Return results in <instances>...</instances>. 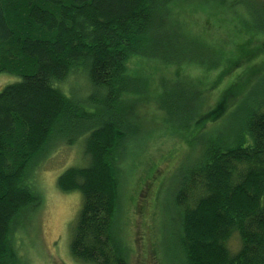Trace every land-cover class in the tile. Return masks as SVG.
Returning <instances> with one entry per match:
<instances>
[{
  "label": "trees",
  "instance_id": "trees-1",
  "mask_svg": "<svg viewBox=\"0 0 264 264\" xmlns=\"http://www.w3.org/2000/svg\"><path fill=\"white\" fill-rule=\"evenodd\" d=\"M229 24L237 47L254 39L264 63V0H0V74L20 77L0 90V264H24L13 225L39 207L28 167L60 124L79 138L68 145L83 139L87 164L57 179L61 192L81 195L70 254L83 264H128L119 199L134 147L149 135L126 127L142 104L165 115L166 131L184 136L195 155L172 172L176 250L159 253L158 264H264V68L231 101L232 126L202 134L211 112L198 119L210 74H220L221 98L253 66L221 69L232 51H212L208 38ZM149 63L173 68L175 86L161 78L151 87L142 73ZM72 78L81 85L64 90Z\"/></svg>",
  "mask_w": 264,
  "mask_h": 264
},
{
  "label": "rangeland",
  "instance_id": "rangeland-1",
  "mask_svg": "<svg viewBox=\"0 0 264 264\" xmlns=\"http://www.w3.org/2000/svg\"><path fill=\"white\" fill-rule=\"evenodd\" d=\"M195 18L201 17L196 15ZM204 26L207 28L206 25ZM210 30H214V28H210ZM216 30L217 33L211 34V39L208 38L212 43L210 45L213 48L212 51L221 49L224 53L229 54L234 50L233 54L231 52L227 59L223 60L221 69L230 68L231 64L236 61L240 62L239 66H243L249 64L250 60L253 66L240 80L236 81L235 79L236 82L224 92L221 98L220 94L224 90V86L217 84L220 79L218 78L219 72H213L208 76L206 88L211 87L212 94L199 107L200 114L205 115L198 119L202 121V118L209 112L211 114L209 115L210 119L204 120V124H201L202 134L212 131L215 133L223 128L221 126L228 127L234 124L231 117L226 116V113L231 110L232 106L230 107V105L233 103L231 101L234 98H239L238 96L244 93L256 78V74L264 68V63L257 56L255 48L258 43L254 39H245L237 47L236 32L232 24L221 28V30ZM250 53L252 56L248 57ZM152 65L149 63L141 66L142 73L151 78V87L158 85L161 78L167 79L172 86L175 84L173 68L161 69L162 66L156 64L160 69L158 66H154V71ZM202 74V71L198 70L197 73H191L190 76L199 77ZM75 80L69 79L63 85V89L67 90L69 85L75 90L79 88L78 84L81 85V80L79 82ZM18 81H20L19 76L2 73L0 74V90ZM82 84L84 85L83 82ZM177 93L175 92L174 96ZM66 94L71 96L69 91ZM154 96L152 92L147 94L150 101L154 99ZM141 101L139 102L141 103ZM141 108L139 119L137 118L136 121L135 118H129L127 123L130 126L126 125V127H142L143 131L139 137L146 135L145 132L149 135L142 143L134 147L133 155L135 157L128 161L125 177L121 181L120 224L123 228L124 240L129 247L128 264H158L159 253L161 257L168 255L172 258V253L175 254L176 250L177 225L172 207L176 174L173 176L172 172L180 164L184 165L188 157L191 158L195 155L185 144L184 136L166 131L162 124L163 121H161V117L165 115L155 113L152 106L146 108L145 104H142ZM168 118L172 124L177 121V116L174 113H170ZM154 125H160L159 130L154 129L152 127ZM64 129L66 130L64 125L60 124L59 133L55 135V139L32 159L28 167L29 176L32 177V186L41 201L38 208L20 213L13 225L12 234L15 246L24 264H83L71 256L69 248L72 229L81 208V195L78 192H61L57 187V179L65 170L83 168L87 164L83 157V147L81 150V140L83 139L78 141V144H73L77 138L75 130L65 133ZM154 130L156 132L151 135ZM66 139H73L72 147L67 144ZM62 142L65 145L60 144ZM152 169L156 171L164 169V171L154 179L158 172L152 173ZM153 179L154 186L152 185ZM236 244L237 242L232 240L231 246L235 247Z\"/></svg>",
  "mask_w": 264,
  "mask_h": 264
}]
</instances>
